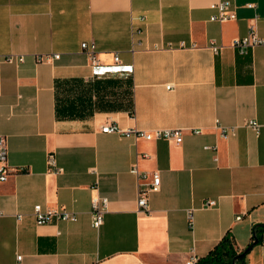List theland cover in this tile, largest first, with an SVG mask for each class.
Here are the masks:
<instances>
[{
	"label": "crops",
	"instance_id": "crops-1",
	"mask_svg": "<svg viewBox=\"0 0 264 264\" xmlns=\"http://www.w3.org/2000/svg\"><path fill=\"white\" fill-rule=\"evenodd\" d=\"M215 1L0 0V54L25 56L0 65V264H186L228 231L238 250L252 243L264 223V45L240 52L234 40L251 27L264 37V0H234L223 21L211 19ZM217 120L234 131L222 136ZM110 122L184 139L104 132ZM155 171L147 213L138 195ZM96 196L108 198L98 228ZM37 203L77 219L38 224ZM246 261L264 264V241Z\"/></svg>",
	"mask_w": 264,
	"mask_h": 264
},
{
	"label": "built area",
	"instance_id": "built-area-1",
	"mask_svg": "<svg viewBox=\"0 0 264 264\" xmlns=\"http://www.w3.org/2000/svg\"><path fill=\"white\" fill-rule=\"evenodd\" d=\"M211 7L216 12L211 16L212 20L223 21L230 18L236 17V9L234 7V0H217L211 4ZM234 45L240 52H245L250 47L257 45H264V37L259 35L254 27H251L249 32L241 37L234 40ZM211 47L214 52L218 53L221 50V45L211 40ZM82 49L86 51L91 59L93 65H99L100 60L97 55V47L94 41H83ZM54 58L59 57V54H54ZM48 58V57H47ZM42 59V58H41ZM25 60L24 54L8 53L0 54V65L3 63H15L20 64ZM115 60L120 62L119 55L115 56ZM171 86L169 85L168 88ZM218 128L221 131V135L227 137L230 132L234 131V128L223 126L219 120L216 121ZM248 125L251 126L257 133L260 130L261 125L255 121L250 120ZM104 132H117L123 135H134L136 137H143L146 139H168L174 140L180 143L184 139V133L181 128H157L153 130H139L137 128L121 129L116 123L110 122L102 127ZM196 133H200L201 130H194ZM205 148L216 150V145H206ZM48 164L54 167L55 171H61L62 168L57 166V161L54 155L48 157ZM134 171L138 172L137 168H133ZM10 173V166L8 164V148L7 141L3 135H0V180H6ZM142 176H148V173L140 174ZM151 175V176H150ZM151 181L147 188L140 189L138 195V206L139 210L149 213V200L148 192L152 190H158L161 184V177L157 171L151 173ZM108 198L106 196H96L92 200V224L94 227H100L104 222V213L107 209ZM217 204L216 199L205 200L203 206L214 207ZM33 214L38 224H49L59 220L75 221L77 215L64 208H53L43 206L41 203H37L33 207ZM18 218L22 217V214L17 215ZM188 217L190 226H193L194 221V209L188 210ZM240 218V216L238 217ZM21 257V256H18ZM200 256L192 253L186 260V264H198Z\"/></svg>",
	"mask_w": 264,
	"mask_h": 264
},
{
	"label": "trees",
	"instance_id": "trees-1",
	"mask_svg": "<svg viewBox=\"0 0 264 264\" xmlns=\"http://www.w3.org/2000/svg\"><path fill=\"white\" fill-rule=\"evenodd\" d=\"M58 113L61 115L59 107ZM252 237L253 241L251 244L243 250H238L235 246L233 235L228 231L207 255L200 257L198 264H247L246 255L248 251L254 244L264 241V223H258L254 226Z\"/></svg>",
	"mask_w": 264,
	"mask_h": 264
},
{
	"label": "water",
	"instance_id": "water-1",
	"mask_svg": "<svg viewBox=\"0 0 264 264\" xmlns=\"http://www.w3.org/2000/svg\"><path fill=\"white\" fill-rule=\"evenodd\" d=\"M253 245V244H252ZM236 259V258H235Z\"/></svg>",
	"mask_w": 264,
	"mask_h": 264
}]
</instances>
